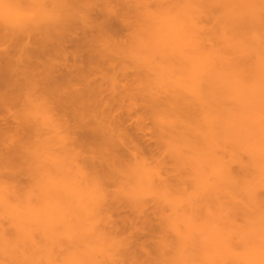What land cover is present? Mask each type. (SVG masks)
<instances>
[{
  "label": "bare ground",
  "instance_id": "1",
  "mask_svg": "<svg viewBox=\"0 0 264 264\" xmlns=\"http://www.w3.org/2000/svg\"><path fill=\"white\" fill-rule=\"evenodd\" d=\"M5 1L0 0L2 11ZM32 1L39 4V14L26 19L21 15L20 20L13 16L16 23L10 35H16L15 43L6 44L1 38L4 43L0 44V216L7 217L5 212L13 209L5 218L8 225L0 220V264H229L227 256L235 245L231 233L240 244L253 240L244 246L246 252L242 248L243 253L233 254L235 264H262L264 200L255 192L264 190V0H153V10L149 0L131 1L134 7L144 8L146 29L154 37V41L144 38L148 47L140 42L142 37L134 41L140 50L133 53L148 52L146 56L141 52L134 78L145 76L154 84L148 89L153 90L152 94L148 91L155 102L151 101L170 116L160 124L177 144L174 152L168 145L179 161L175 179L183 189L193 184L197 192L183 198L184 202L171 199L168 191L173 183L149 167L147 173L157 177L161 188L156 193L145 180L156 198L159 194L156 208L161 210L166 203L177 214L165 220L173 231L171 239L168 234L165 237V227L160 225L163 233L153 240L157 248L153 258L149 243H138L135 238L134 217L113 216L123 206L108 198L110 185L106 183L113 171L124 179L128 172L117 166L97 169L99 157H106L113 166L120 145L126 144L125 134L118 133L124 121L119 122L122 118L113 103L130 92L121 82L129 76L119 68L121 56H112L114 50L119 54L121 46L106 35L110 26L106 18L117 15L114 1L130 0ZM98 1L104 6L100 10L106 16L104 22L96 19L99 11L96 13L94 5ZM2 14L0 29L5 36L10 19L6 10ZM210 17L215 21L213 27L202 24ZM185 43L188 48L183 47ZM147 55L152 59L147 60ZM164 80L171 83L170 89L161 87ZM136 154L135 147L131 156L137 162ZM83 162L89 164V170L83 169ZM232 163L238 164V170H233ZM24 175L33 183L27 188L4 184ZM81 182H86L89 192ZM124 184L122 191L127 190ZM22 192L28 198L34 194L39 202L21 203ZM131 193L135 195L134 189ZM7 194L17 201L10 202L13 199ZM211 196L217 197L216 201L229 197L228 203L244 208L243 214L247 203L251 204L256 223L251 221L249 229L235 225L231 227L234 230L214 227L211 231L195 215L200 202L205 200L208 206ZM93 198L91 203L88 199ZM224 201L216 204L224 207ZM131 204L141 214L147 205L144 200ZM229 209L234 211L233 206ZM188 210L191 213L186 215ZM231 211L232 215L236 212ZM179 213L181 221L176 217ZM144 219L141 227L144 224L148 229L151 222ZM226 223L234 224L227 219Z\"/></svg>",
  "mask_w": 264,
  "mask_h": 264
},
{
  "label": "rangeland",
  "instance_id": "2",
  "mask_svg": "<svg viewBox=\"0 0 264 264\" xmlns=\"http://www.w3.org/2000/svg\"><path fill=\"white\" fill-rule=\"evenodd\" d=\"M17 1H18V4H17ZM131 1L132 0H130V3L129 2H124V1H123L124 3L123 2L119 3L120 1L119 2L118 1H114L115 3L112 4V6L114 5L113 9L115 11L117 9L118 12L116 11V13H117L118 16L116 14H110V16L107 17L109 19L106 18L105 14L103 15V13L100 12V10L103 11V7H104L103 6V3L101 1L96 2V4L94 5V9H95V11H97L96 13H98V11H99V15L96 17L97 21H99V22L100 21H103L104 22L105 21L104 20L105 18H106V20L109 21V25L110 26L107 28L106 35L108 37H110V38H113L114 41L118 42V44L121 46V49L122 50L120 49V47L118 48V49H120V50H118L119 51V54H116L115 55L114 54L115 53V50H114L112 52V56H115L116 58H119L121 56V58L119 59L120 60L119 61L120 62V67L119 66L118 67L120 69H122L123 71H125L128 74V76H129V77H126V78L123 79L125 81L122 80L121 82L125 83L128 86V88L130 89V92L126 96L121 97V98L118 99L117 104L115 102L113 103L116 106L117 111L119 112V115L121 116L120 118H122V120H120L119 122L124 121L123 122L124 123L123 126L120 125L121 128L118 127L119 128L118 133L119 134H122V135L125 134V136H126V144L125 145L124 144L120 145V151L117 153V157H119V158L116 160V163L113 166H110L112 164H111L110 161H107L106 160V157H104V158L103 157H99L98 158L99 159V162H98L99 168L97 167V169L100 170L101 167H106L107 168L108 166L109 167L107 169H109L110 167L112 168V167L117 166L118 169H121L122 168L123 170H125L127 172H135V170H137V169L139 170L140 167L146 166V167H144V168H146V173H144V168H143V171L141 170L144 173V176L146 178L144 176H143L144 178H142L141 177L142 172L141 171H137L139 174L141 172V174L139 175L140 178L138 177L137 184H136V186L134 188L135 195H132L133 192L130 194L131 191H129L128 189L127 190H128L129 193L127 192V190L126 191L123 190L124 192L122 191L123 188L121 186H122V184L125 183V181H123V180H126L127 177L124 179V177L120 175L122 177V179H121V177H119V174L114 173V171H113V174L114 175L111 174V176H109V177H112V178H108L109 182H107L106 184L110 185L109 186L110 188H108V190L110 191V192H108V198L109 199L112 198V200L114 199V201L118 200L119 201V204L123 206L120 209H118L119 211L117 210V212H114V214H113L114 218H117V219L121 218L122 219V216H123L124 219L127 218V217H130V218H133L134 217L133 219H134L135 224H133V226L135 227V229L137 228V231L135 229L133 230V231H136L134 234L137 233L135 238H137V242L138 243L139 242L142 243L144 241L146 243H149L148 244V248L150 249V253H151L150 255H151V257L153 258V257H155V255H156L155 252L157 250L156 245H154V242L155 241H153V240L160 239V237H159L158 234L163 233V232H164V234H166L165 235L166 238H167V234H168V238L167 239H171L170 237H174V235L172 234L173 231H171L169 222H168V225H167V223H166L165 220L168 217L175 216L177 214H173V209L171 207H169V205L166 204L165 202H164L165 204L163 205V207H162L161 210H159L158 208H156L154 202H155V200L157 201V198L160 199L158 197L159 194H157V198H156L155 193L154 192H150V191H153V188H154L155 191L158 190L157 188H159V189H161V188L158 187L159 184H158L157 177L156 176H152L151 177L150 176L151 175L150 174L151 172L149 174L147 173V171L148 172L150 171L149 170V167L152 169V172L153 171H155V172L156 171H158V172L160 171L162 177L164 175L165 176L164 178L167 179V182L169 184L173 183L172 186H171V191H168L169 192V195H170V198L172 197L171 199H174V200H179L180 199V202L181 201L184 202L183 201V198L186 200V197H189L192 194L193 195L194 194H197V192H196V189L193 186V184L190 183V185L188 186V184H189L188 183L187 184V187L188 188L183 189L181 187V185H180V181L177 180V179H175L176 178L175 177L176 176L175 174L177 173L175 170L178 169L179 161L176 159L175 154L172 153V149L177 144H176V142H174V141H176L175 138L172 137L173 138L172 139V138L168 137V135H167L168 133L165 130L166 129L165 128L166 126L165 125H162L163 118L164 119H166V118L168 119L170 116L166 115L167 114L166 112H164L166 114H163L162 110L160 111L159 108H157L156 106H154V102L155 101H154L153 97L151 98V96H150L152 94L151 91H153V90H151V91H149V90H150L151 87L154 86V84H151V80L148 79V78H147L148 79L147 80L145 76H143V77L142 76L141 77H137L136 79L134 78V74H136V71L138 70V68L140 66V61H141L140 57L142 56L141 52L143 54H145V56L148 53L144 49H141L143 51H141L140 53H139V51L136 52L137 49L140 50L139 47L137 46L138 44L136 45V43H137L136 40H138V39H140L142 37L143 39H140V42L143 41V45H144V42H145L144 40L146 38H149V39L151 38V41L152 40L154 41V37L150 36V34H148V30L146 29L147 28V23H148L147 21H148V19L146 20V17L147 16L144 17V8H141L140 5H138V7L137 6L134 7L133 4L131 5ZM151 1H152V3H151ZM154 1L153 0H149L148 1V2H150L149 4L150 5L152 4V6H153L152 8L150 6V8L152 10L155 9V7H156V2H154ZM167 1H170L171 2L172 0H167ZM14 2H15L14 0H11V1L10 0H6L5 3H4V5H3V7H2V9L6 10V12L10 15V17L8 15V18L10 20H8V18H6V20H8L7 23L8 22L9 23L11 22L12 24L11 23L10 24L8 23L7 25H5L9 29V30H7L9 34H6L5 36L3 35L2 30L0 29V44H3L4 42H6V44L7 43L8 44H14L15 43L14 38H16V37H14V36H16V35H14L13 38H11V35L14 34L13 33L14 31L11 28H12V25H14L16 23L15 18L13 16H15L17 19H19L20 17L22 18L21 15H23V18L26 19L27 16L30 17L31 15H34V14L36 15L37 13L39 14V12L36 11L39 8V4H37L36 2H34L32 0H29V1L28 0L27 1H25V0H16V3L15 4H14ZM132 3H133V1H132ZM7 5H9V8L11 10L8 7H6ZM130 5H131V7H130ZM154 5H155V7H154ZM1 6H2V4L0 3V7ZM148 7H149V5H148ZM3 11L0 9V16L1 17L2 16L5 17L4 14H2ZM35 12H37V13H35ZM15 13H16V15H15ZM32 13H34V14H32ZM19 14H20V16H19ZM94 18H95V16H94ZM122 18H123V20H122ZM24 19H22V20H24ZM12 21H14V22H12ZM111 21H112V23H111ZM1 23L2 22H0V26H1ZM105 23H107V22H105ZM214 23H215V21H214L213 17L212 18L210 17L209 19L204 20L202 24L206 25L207 27H211V26L213 27L214 26ZM111 26L113 27V29H112ZM143 28H144L145 31L143 30ZM186 29H189V28H186ZM259 30H258V34H262V33H259ZM10 31H13V32L11 33ZM185 31L187 32L188 30H185ZM189 31H190V29H189ZM107 32H109V33H107ZM113 32H114L115 35L113 34ZM260 32H263V31L260 30ZM10 33H11V35H10ZM144 34H145L146 37L144 36ZM189 35L192 36V34L190 32H189L188 36ZM196 35H198V34L196 33ZM199 35H201V33ZM37 36H39L38 38L41 37V35H37ZM37 36H36V38H37ZM191 36H189V38ZM1 38H3L5 41L3 39H1ZM149 39H148V41H150ZM121 41L122 42L125 41V43H127L128 46L125 45V44H123ZM138 42H139V40H138ZM188 43H189V41H188ZM129 45H131V47ZM148 46H149V43H148ZM148 46L144 45V47H148ZM183 47L188 48L187 43H185V46L183 45ZM68 48H71V47H68ZM135 49H136V51L133 53V50H135ZM149 52H150V50H149ZM202 54H203V52H202ZM149 55L152 57L151 54H149ZM150 56L147 55V58L146 59L147 60L152 59ZM263 56H264V54H263ZM148 77H151V76H148ZM133 79H134V81H133ZM148 82L150 83L149 86H148ZM166 82L167 81L164 80V81L160 82L159 84H161V87H168L170 89L169 85H171V83H169V81H168L169 84L166 83ZM162 83H163V86H162ZM148 91L151 92L150 95H149V92ZM151 100H153L154 102L151 101ZM115 106L113 108H115ZM160 112H162V113H160ZM160 121H162L161 124H160ZM121 131H122V133H121ZM167 138H169L172 141H170V140L167 141L166 140ZM166 141H167V143L168 142L169 143L167 144ZM173 142H174V144H173ZM168 145H170V146L172 145L173 146L172 149ZM201 145H204V144L202 143ZM135 147L137 149V154H136L137 155V158H138L137 162H136L135 158L131 156V151H134V148ZM204 147H205V145H204ZM174 151L175 150L173 149V152ZM85 154L87 155V152L83 153V156H85L87 158V156ZM245 157H243V158H245ZM243 158L241 157V159H243ZM246 159H247V157L245 159H243V161H245ZM97 161L98 160H96V162ZM82 165H84V166H82ZM82 165L81 166L83 167L84 170L87 169V168L89 170V167H87V166H89L88 163L86 164V162H83ZM232 165L233 166H231V167L233 168V170H235V171L238 170V167H237L238 164L235 163V165H234V163H232ZM179 166H181V165H179ZM72 168H74V166ZM154 168H155V170H153ZM185 168L183 170H185ZM156 169H158V170H156ZM174 172H176V173L174 174ZM185 172L186 171H184V174H185ZM183 176H185V175H183ZM9 180L4 181L6 183L2 182V184L3 183L4 184L11 183V185L12 184H14V185H17L18 184V186H22V187L25 186L26 188H27L28 185L33 184V183H31V181H28V179H27V177L25 175L24 176H21L20 177V180L19 181H16V182H11ZM145 180H147L148 182L152 183L151 185H153L152 186L153 188L150 186V183H149V185L146 184L147 181H145ZM85 184H86V182L85 183L81 182V185L82 186H84ZM125 185L126 184H124L123 187ZM190 187L192 188V192L188 190ZM124 188H126V187H124ZM180 188H182L185 193H183L182 192V189H180ZM137 189H139V194L136 193V191L138 192ZM257 189H258V192H257V190L255 192L256 193V196L257 197L259 196L258 198L261 197V200H264V192H263L264 190L261 189V188H257ZM85 190L87 192H89V187H85ZM158 191H161V190H158ZM158 191H156V193H158ZM126 192H127L128 195L130 194L131 197H133V198H131V197L129 198L127 196ZM87 194L88 193H86V195ZM240 194H239V196H240ZM8 195L9 194H7V196ZM21 195H23L24 198L20 197L19 198L20 199V202L22 200V202H24V201L25 202L32 201V203H35V201H38L39 202V200H40V199L38 200V197L35 196L34 194L29 195V197L30 196H33V197H30V198H28V196H26L28 194H25V196H24L23 192L21 193ZM140 195H141V197H140ZM7 196H3V198L4 197H7ZM9 196H10V199H13V200H10L9 199L10 202H12V201L14 202V200H15L14 197H11V194ZM137 197H138V199H140L139 202H142L144 200V202L147 204L146 205V208H145V210H143L142 214L141 213H138V212H135L137 210H135L136 208H134L133 207L134 205L131 204L132 202L133 203H136V204H139ZM214 197H216V196H214ZM88 198H90V197H88ZM211 198H212V196H211ZM211 198L209 197L208 200L210 201ZM212 199L213 200L210 201L211 203L207 201V204L209 203L208 206H209L210 209L208 208V206H206V204L204 202L205 200L204 201L202 200L200 202L199 209H197L196 212H195V215L198 218V221H200L201 224L203 223V226L205 225L206 227L211 228V231H214V227L216 228V230L219 229V228L220 229H222V228L224 229L225 228L227 230H229V229L230 230H234V228H231V227H235V225L236 226H239L240 225V227H242V228L246 226L244 229H246V228L249 229V227H251V225H250L251 224V221L254 220V218L252 216L254 214L251 215V213H252V205L251 204L247 203L249 207L247 206L248 209H246V205L247 204L245 205L244 202H243L244 207L246 209L245 214L242 213V211H243L242 209H244V208L241 209V207L239 208V207H237L238 206L237 205L236 207H237V209L241 210L240 211L242 213L241 214L239 212V210L237 211L234 203L231 201L232 199L230 201L233 203V205L230 202L228 203L229 197H228V200H227V198H222V199L221 198L220 199L218 198V201L214 200V199H217V197L216 198H212ZM5 200L7 201L8 200V197L5 198ZM86 200H85V203H87L88 200H90V202L91 201L94 202V198L93 199H88L87 202H86ZM223 200H226V201H224V204H225V202H227L225 204V205H227L226 207H225V205H224V207L222 206L224 208V210H227V207L230 208L231 206H233V210H234V207H235L236 210H234V211H236V212L233 213V215L232 214H229L230 213L229 211L232 210V209L230 210L229 208H228L229 211L228 210H227V212L225 211L226 213L225 212L224 213H221L222 207L220 205H217V204H218L219 201H223ZM16 201L17 200H15V202ZM216 202H217V204H216ZM229 204H230V206H229ZM243 204H241L242 207H243ZM88 207H90V205ZM204 207L205 208L207 207V208L205 209ZM3 208H5V207H3ZM0 210H3V209L1 208ZM224 210H222V212ZM10 211H11V214H12L13 209H11ZM10 211H7L8 213L4 211L5 214H6V216L8 218L11 216V215H9L10 214L9 213ZM234 211H231V212H234ZM185 212H187V213H185ZM185 212L184 213L186 215H189L191 213L189 210L188 211H185ZM238 212L240 214H238ZM237 214H238L239 218H238ZM180 215L181 214L179 213V215L176 216L178 218V221L183 220ZM7 217H5V218H7ZM147 217H148L149 222H151V224L149 223L150 224V227H147L148 229L150 228L149 230L146 229V228H143L144 224H142V227H141V222H143L145 220L144 218H147ZM224 217L227 219V221L230 220V221L234 222V224L233 223H228L227 224L226 223V219ZM245 217H247V219ZM5 218L0 216L1 223L3 222L4 225H6V223H7V225H8L9 223H8V221L5 220ZM222 219H223V221H222ZM167 221H168V219H167ZM224 221H225V223H224ZM255 221H257V220H255ZM255 221H253V223ZM253 223H252V225H253ZM213 224L214 225L217 224L218 226L217 225L214 226ZM160 225H162V227H165V229L162 230L163 232H161V229H160L161 226ZM183 225L184 224L182 222L179 223V227L180 228H183ZM255 226L257 227V225H255ZM141 229H142L143 232H141ZM9 230H10V228H9ZM145 230H148V231L144 232ZM150 233H151V235H150ZM145 234H147V235H145ZM231 236L233 237L231 239L232 240L231 243H232V245L233 244H235V245H233L230 248V254L227 256V261L230 262L229 264H235V262L233 261L234 260L233 254L235 252L236 253H240L242 250L244 252H246L247 249L244 246L245 245L246 246H250V243L253 244L252 243L253 240L250 238V240H252V241H250L249 239H247V241L245 242L246 244L245 243L244 244H240V243H238L239 240L237 239V237L235 236L234 233H231ZM151 238H153V239L152 240H149ZM172 239L174 241H176L174 238H172ZM52 240L54 242H57V240L55 241V239H52ZM235 240H237V241H235ZM151 241H153V244L150 243ZM42 242H43V240H42ZM40 245H41V243H40ZM241 245H242V247H241ZM48 246H49V244H48ZM244 249H246V251ZM241 253H243V252H241ZM79 263L80 262L75 263V264H79Z\"/></svg>",
  "mask_w": 264,
  "mask_h": 264
},
{
  "label": "clouds",
  "instance_id": "3",
  "mask_svg": "<svg viewBox=\"0 0 264 264\" xmlns=\"http://www.w3.org/2000/svg\"><path fill=\"white\" fill-rule=\"evenodd\" d=\"M127 179L125 180V184L129 191L133 190L137 184L139 173L138 172H128L126 174ZM264 264V262H262Z\"/></svg>",
  "mask_w": 264,
  "mask_h": 264
}]
</instances>
